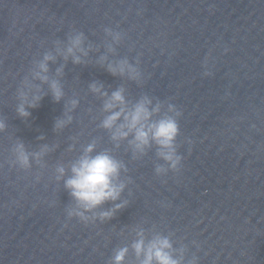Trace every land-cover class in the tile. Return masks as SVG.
Instances as JSON below:
<instances>
[{"label":"water","instance_id":"95a60500","mask_svg":"<svg viewBox=\"0 0 264 264\" xmlns=\"http://www.w3.org/2000/svg\"><path fill=\"white\" fill-rule=\"evenodd\" d=\"M105 28L120 33L114 53ZM72 30L84 32L92 50L83 64L59 56L49 64L52 74L64 64L65 101H80L73 122L55 131L64 100L46 95L24 119L16 90L33 60ZM105 54L137 66L140 82L113 76L97 62ZM93 81L109 92L124 87L132 102L147 95L162 111L176 107L178 171L157 176L155 165L164 162L155 148L139 160L126 142L114 148L98 126L102 101L88 90ZM0 117L7 125L0 132V264H109L125 245L126 264H136L137 227L184 247V264H264V0H0ZM16 139L29 151L55 145L47 166H12ZM93 139L127 165L123 198L130 202L112 219L85 225L67 217L73 202L54 169Z\"/></svg>","mask_w":264,"mask_h":264},{"label":"clouds","instance_id":"9594fccd","mask_svg":"<svg viewBox=\"0 0 264 264\" xmlns=\"http://www.w3.org/2000/svg\"><path fill=\"white\" fill-rule=\"evenodd\" d=\"M104 32L112 40V44L107 46V53H114L113 45L119 43L120 33L111 28H105ZM91 50L92 45L87 42L85 33L72 30L65 42H57L54 51H45L42 57L34 59L28 74L24 76L16 90L17 115L27 119L31 115L29 109L36 108L43 97L50 94L57 103L64 100L63 115L56 119L55 131L63 130L70 125L73 122L72 113L80 101L76 97L65 101L66 94L62 84L64 64L56 68L54 74L51 73L49 64L55 63L58 56L62 57L65 63L70 59L75 65L83 64ZM97 62L105 65L113 76L140 82L141 73L138 67L127 59L112 62L105 54L100 56ZM88 90L102 101L100 109L102 119L98 126L109 134L114 148L118 149L126 142V150L130 151L133 160L141 159L148 150L155 148L156 157L164 162L155 165L154 171L157 176L179 170L182 157L177 152L176 141L180 134L177 118L181 113L174 105L168 104L167 110L162 111L161 103L157 101L154 104L147 95L132 102L126 96L124 87L109 92L97 81L90 83ZM6 127L5 120L0 117V132ZM39 139L43 140L44 137L41 136ZM97 143V140L93 139L81 147L80 154L74 160L67 164L57 163L54 169L56 181H62L63 188L73 202L66 209L67 217L78 218L85 225L112 219L130 202L123 198L131 183L130 177L122 178V174L128 171L127 165L118 159L111 149L98 151ZM55 147L43 143L38 150L29 151L22 140L16 139L11 148L12 158L9 163L24 170L30 169L33 162L44 168L47 166L44 157L54 151ZM69 151H72L71 147ZM109 202L112 206L104 208ZM134 231L135 239L130 248L136 264H184L185 249L174 248L170 236L159 232H153L149 236L142 227H137ZM128 253L127 245L116 248L109 264H126ZM189 264H197L196 259L193 258Z\"/></svg>","mask_w":264,"mask_h":264}]
</instances>
